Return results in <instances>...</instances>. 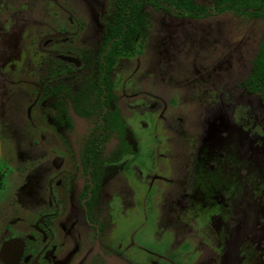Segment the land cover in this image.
I'll use <instances>...</instances> for the list:
<instances>
[{"label": "flooded vegetation", "instance_id": "1", "mask_svg": "<svg viewBox=\"0 0 264 264\" xmlns=\"http://www.w3.org/2000/svg\"><path fill=\"white\" fill-rule=\"evenodd\" d=\"M191 1L205 11L199 16H180L172 7L155 9L146 2L148 11L141 13L144 16L138 37L126 46L128 50L120 49V45L113 52L108 71L105 57L119 40L107 41L116 0H110L105 32L95 49L81 44L79 33L85 19L77 22L75 18L74 25L67 23L59 3L51 1L50 6L55 9L47 11L48 19L42 22L32 19L19 0H0V71L18 72L15 86L22 87L29 96L28 101L18 104L16 124L13 122V130L22 138L14 142L6 123L0 119V264H188L192 261L191 256L185 255L187 246L166 253L162 238H153L156 223L153 217L159 195L156 182L147 178L156 172L162 176L167 169L163 171L161 165L155 169L160 156L150 149L153 138L150 142L146 140L143 130L146 115L139 111L144 103L139 99L130 101L140 93L122 90L121 86L130 82L125 81L128 75L123 74L126 68L120 67V63L129 62L137 47L144 46L152 11L168 10L178 18H206L232 11L262 22L264 15L234 8L217 9L214 0ZM37 24L41 31L45 30L41 44L35 41ZM54 37L57 42L64 40V46L47 48L46 43H51ZM263 45L264 37L252 74ZM52 53L56 58H52ZM27 61V68H23ZM247 80L244 91L259 98L260 94L246 85ZM15 86L8 90L16 89ZM4 96L0 94V104L5 102ZM122 104L136 109L135 112L125 114ZM71 113L86 125L76 127ZM74 131L76 137L72 138L70 134ZM16 150L24 153L17 154ZM216 152V158L211 157L199 168L208 178L199 184L208 196L206 201L213 209L209 213L216 219L215 225L225 223L226 238L231 233L228 242L237 253L233 258H223L222 263L264 264V222L259 224L264 212L260 211L258 199L264 192V182L259 180L263 177L252 175L255 178L250 179L251 164L242 168L240 174L233 166L231 173L235 178L224 177L220 184L217 178L228 155L220 150ZM151 169L154 171L149 174ZM215 174L218 177H213ZM129 178L134 194L141 199L133 203L137 211L127 216L126 229L122 227L119 234L117 226L124 211L120 202L121 182L129 184ZM145 179L146 185L141 183ZM108 188L110 192L104 194ZM236 193L242 198L237 199L239 206L234 207L231 197ZM134 224L136 229L130 232L128 228ZM77 226L82 227V234H73ZM257 232L259 238H255ZM69 238L77 239L70 242Z\"/></svg>", "mask_w": 264, "mask_h": 264}, {"label": "rangeland", "instance_id": "2", "mask_svg": "<svg viewBox=\"0 0 264 264\" xmlns=\"http://www.w3.org/2000/svg\"><path fill=\"white\" fill-rule=\"evenodd\" d=\"M51 1L64 9L67 23L74 25L75 18L77 22L85 19V26L79 33L81 44L97 48L110 14V0H19V3L32 19L44 22L48 19L47 11L55 9L50 6ZM37 26L35 41L41 44L45 30L41 31L40 24ZM263 37L262 19L232 11L206 18H178L168 10L152 11L144 46L137 47L129 62L120 63V67L126 68L123 74L128 75L125 81L130 82L129 85L125 82L122 90L140 93L130 101L139 99L144 103L139 111L146 115L143 121L146 140L150 142L153 138L150 149L160 156L155 169L158 170L160 165L163 171L167 169L162 176L156 172L147 178L156 182L159 195L153 217L156 221L153 238H162L166 253L187 246L185 255L192 258L188 264H223V258H233L237 254L228 242L231 233L226 238L225 223L215 225L216 219L209 213L213 209L208 206V196L200 185L208 178L199 170L201 165L211 157L216 158V151L220 150L228 155L220 176L213 175L218 177L220 184L224 177L235 178L231 173L233 166L240 174L242 168L251 164L250 179L254 180L252 175L264 178V103L243 89L244 82L253 72ZM54 38L51 43H46L47 48L53 49L58 44L57 47L64 46V40L61 43ZM56 56L52 53L53 59ZM28 64L27 61L23 68ZM18 74L0 71V94H5V102L0 104V119L6 123L14 142L22 138L13 130L18 104L29 100L24 89L15 86ZM12 86L17 88L8 90ZM121 107L127 115L136 110L125 104ZM71 115L76 127L86 125L78 122L73 113ZM138 125L141 127V123ZM75 132L70 137H76ZM153 171L151 169L149 174ZM263 178L259 180L264 182ZM129 179V184L125 185L124 180L121 182L120 202L124 211L117 226L119 234L122 227L126 229L127 216L137 211L133 203L141 199L134 194V185ZM147 179L141 183L146 185ZM109 192V188L104 190V194ZM260 194L262 213L264 192ZM231 198L234 207L239 206L237 199L242 196L236 193ZM127 205L128 211H125ZM262 222L264 217L259 224ZM135 224L128 228L130 232L136 229ZM73 230V234H82L81 226ZM255 238H259L258 232ZM76 239L69 238V241Z\"/></svg>", "mask_w": 264, "mask_h": 264}, {"label": "trees", "instance_id": "3", "mask_svg": "<svg viewBox=\"0 0 264 264\" xmlns=\"http://www.w3.org/2000/svg\"><path fill=\"white\" fill-rule=\"evenodd\" d=\"M150 4L155 9L165 6L172 7L178 15L186 14L199 16L205 11L203 7L197 6L191 0H116L112 23L109 24L107 41L118 38L112 49L105 57L107 70L111 69L113 52L120 46L122 50H128L126 46L133 44L138 37L141 26L142 15L148 11L145 3ZM146 3V4H147ZM167 5V6H166ZM217 9L234 8L236 10L248 11L255 15H264V0H214ZM246 85L254 93L260 94V99L264 102V45L256 61L255 71L247 80Z\"/></svg>", "mask_w": 264, "mask_h": 264}]
</instances>
